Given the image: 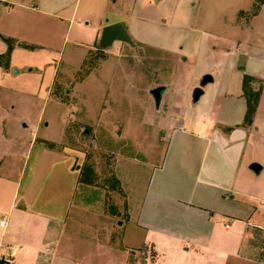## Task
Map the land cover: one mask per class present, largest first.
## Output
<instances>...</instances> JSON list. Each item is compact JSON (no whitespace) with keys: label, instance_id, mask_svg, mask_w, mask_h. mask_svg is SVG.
Here are the masks:
<instances>
[{"label":"crops","instance_id":"obj_1","mask_svg":"<svg viewBox=\"0 0 264 264\" xmlns=\"http://www.w3.org/2000/svg\"><path fill=\"white\" fill-rule=\"evenodd\" d=\"M254 2L228 0V18L218 27L215 19L211 25H202L198 12L201 0H0V54L8 49L1 36L16 40L9 67L0 65V101L12 90L10 83L21 75L29 78V87L40 90L45 73L40 82L30 80L39 67L52 70L44 85L52 84L55 68L50 64L59 57L40 56L53 48L55 40L71 41L72 52L86 47L77 62L65 61L77 64L103 27L113 23H122L134 41L143 43L150 53L173 58L176 70L202 65L191 83L193 90L205 74L213 77L198 101L193 102L191 95V104L196 105L207 94L204 111L193 117L176 115L171 87L178 83L177 74L150 89L151 94L152 89L165 87L161 106L156 108L160 115L155 126L161 137L151 142V153L142 161L149 166L142 185L133 182L128 186L118 173L127 196L119 244L105 239L103 223L95 226L79 220V214L89 206L84 200L87 189L73 210L80 186L87 184L75 166L80 164L76 155L47 156L50 153L43 149L37 153V167L24 190L22 181L30 157L25 159L19 178H6L18 190L8 213L0 216L7 220V226L0 227L5 237L0 242V258L6 245L7 252L10 247L15 250L7 264H92L86 252L74 251L72 240L79 235L86 245H96L98 254L106 249L122 250L126 253L124 264L134 254L132 249L150 246L159 264L161 256L187 258L192 250L198 254L209 250L217 242L220 224L226 231L236 226L240 238L238 248L229 255L226 252L223 264L249 250L253 226H264V191L252 193L248 188L263 175L264 162L256 153L259 129L255 125L252 132L246 123L248 101L243 83L245 75L264 79L260 67L264 62V2L251 19L252 29H244L237 21L239 13L251 10ZM203 19L209 22V17ZM86 33H94L93 42H85ZM136 46L130 47L138 48L139 44ZM242 53L246 57L239 66ZM218 54L225 56L223 64L216 62ZM165 103L170 115L165 114ZM45 161L49 172L33 192L34 183L40 180L39 166H45ZM252 162L262 164L260 173L250 168ZM11 219L14 222L8 230ZM85 226L96 233L85 234Z\"/></svg>","mask_w":264,"mask_h":264},{"label":"rangeland","instance_id":"obj_2","mask_svg":"<svg viewBox=\"0 0 264 264\" xmlns=\"http://www.w3.org/2000/svg\"><path fill=\"white\" fill-rule=\"evenodd\" d=\"M258 2L255 0L254 5ZM254 7L239 13L237 24L244 29H252L251 19L258 13L253 14ZM198 12L202 25H211L215 19L219 27L228 18V0H201ZM207 17L209 22H204L203 18ZM94 36V33H86L83 39L85 42H93ZM100 36L101 31L88 54L77 64H67L65 61L77 62L86 47H79L72 52L71 41L63 43L59 39L55 40L53 48L44 50L40 56L49 59L59 57L50 64L55 68L52 84L48 87L44 85L52 70L39 67L37 75H32L30 80L40 82V75L45 73L40 90L29 87V78L21 75L16 82L10 83L12 90L2 95L0 216L8 213L14 193L18 190L6 178L20 177L27 156L30 160L22 181V190L28 185L37 167L36 157L40 150L44 149L50 153L47 156L53 157L76 155V163L80 164L75 166L80 168L88 185L83 184L87 188L80 186L73 210L78 207L82 191L87 189L84 200L89 206L79 214V220L95 226L103 223L105 239L117 245L121 241L127 215V196L118 173L124 177L128 186L133 182L142 185L149 171V166L142 161L151 153V142L161 137V131L158 132L155 126L160 114L156 112L150 89L155 83L177 74L178 83L171 87L172 104L176 108V115L181 118L203 112L207 105V94L196 105L191 104L194 91L191 83L202 65L196 63L186 70L179 66L176 70V64H172L173 58L150 53V49L138 40L135 42L139 44L138 48L117 42L101 49ZM215 58L218 64L225 62L224 55L218 54ZM260 67L264 74V62ZM244 82L243 91L249 104L246 123L252 132L255 125L259 129L256 133V153L264 162V79L245 75ZM260 97L261 109H258ZM164 111L170 115L167 103ZM45 166H39L40 180L34 183L33 192L37 191L43 176L49 172ZM248 190L252 193L264 191V173L257 181L250 183ZM13 222L11 219L8 230ZM95 230L86 226L82 228L88 235L95 234ZM218 232L217 242L209 250L200 254L192 250L187 258L177 254L161 256L159 264H223L226 252L228 255L233 253L239 246L240 238L237 237L236 226L226 231L224 224H220ZM83 239L79 235L73 238L74 251L86 252L92 264L125 263L126 253L122 250L106 249L98 254L96 245L89 242L86 245ZM4 240L3 229L0 228V242ZM248 243L249 250L231 258L228 264H264V226H253ZM132 250L135 252L130 256L128 264H157L154 249L150 246ZM6 252L7 246L3 245L1 255Z\"/></svg>","mask_w":264,"mask_h":264},{"label":"water","instance_id":"obj_3","mask_svg":"<svg viewBox=\"0 0 264 264\" xmlns=\"http://www.w3.org/2000/svg\"><path fill=\"white\" fill-rule=\"evenodd\" d=\"M117 41L127 43L130 46H136L132 35L129 33L128 29L122 23H113V24H108L104 26L102 29L100 41H99L100 48L101 49L108 48ZM245 57L246 55L243 53L240 55L239 66L244 65ZM14 71L16 72L18 70L15 68ZM211 81H213V77L210 74H205L202 77L200 85L194 88L193 95H192L193 102L198 101L200 96L204 93L203 87ZM164 90H165V87L163 86H158L151 90V94H152V97L154 98L155 106L157 109H159L161 106L162 94ZM250 168L254 172L260 173L263 166L259 162H252L250 164ZM7 263H9V261H7L5 258L3 257L0 258V264H7Z\"/></svg>","mask_w":264,"mask_h":264},{"label":"trees","instance_id":"obj_4","mask_svg":"<svg viewBox=\"0 0 264 264\" xmlns=\"http://www.w3.org/2000/svg\"><path fill=\"white\" fill-rule=\"evenodd\" d=\"M262 2H263V0H259V2L256 3V5H254L255 6L254 7L255 9H254V13L253 14H256L258 12V10L260 8V4ZM1 37L8 44V49H7V51L5 53L0 54V65H4L6 67H9L11 51H12L14 45L16 44V40L13 39V38H10V37H5V36H1ZM24 46H28V45L24 44ZM248 106H249V104H248ZM80 178H81V180L83 182L88 183L87 179L83 177L82 172H81V177ZM154 255H156L155 251H154Z\"/></svg>","mask_w":264,"mask_h":264},{"label":"built area","instance_id":"obj_5","mask_svg":"<svg viewBox=\"0 0 264 264\" xmlns=\"http://www.w3.org/2000/svg\"><path fill=\"white\" fill-rule=\"evenodd\" d=\"M6 226H7V220L4 216L0 219V227L5 228ZM14 252H15L14 248L10 247L9 251L7 253L3 254L2 257L5 258L7 261H10L14 255Z\"/></svg>","mask_w":264,"mask_h":264}]
</instances>
